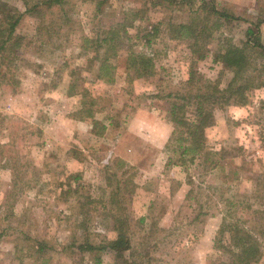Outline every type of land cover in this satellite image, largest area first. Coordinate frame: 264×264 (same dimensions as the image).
I'll list each match as a JSON object with an SVG mask.
<instances>
[{
    "label": "rangeland",
    "instance_id": "1",
    "mask_svg": "<svg viewBox=\"0 0 264 264\" xmlns=\"http://www.w3.org/2000/svg\"><path fill=\"white\" fill-rule=\"evenodd\" d=\"M4 1L23 15L14 80L0 84V264H238L225 219L255 236L261 255L250 264H264V55L250 52L252 86L207 129L218 167L169 164L163 97L205 81L226 88L233 72L216 56L264 47V0H66L35 13ZM180 24L197 37L176 38ZM110 25L114 82L97 78V44L85 41ZM132 50L153 58L155 74L134 77ZM88 100L97 124L79 116ZM117 214L130 249L121 261L105 248L97 261L86 245L115 239Z\"/></svg>",
    "mask_w": 264,
    "mask_h": 264
},
{
    "label": "trees",
    "instance_id": "2",
    "mask_svg": "<svg viewBox=\"0 0 264 264\" xmlns=\"http://www.w3.org/2000/svg\"><path fill=\"white\" fill-rule=\"evenodd\" d=\"M65 1L38 0L31 4L32 0H23L26 10L31 13L38 12V8L42 6L48 9L60 7L65 4ZM12 10H17L18 12L11 15ZM0 14L4 15V17L2 15L0 22V66L3 67L5 62H9L7 69H5L6 71H4L5 73L0 74V84L6 87L9 84L4 82L9 81L11 84L12 81L10 79L14 80L12 76L10 77V66L13 65L15 60V57L12 58L11 54L20 44L19 40H22V37L16 34V30L23 13L16 7L9 5L7 1L0 0ZM114 28V25H110V28L103 35L98 34L94 38L85 37L86 42H95L97 44L96 56L92 58V61L98 62L97 78L107 82H114L116 78L115 66L111 62V58L115 56L119 31ZM177 29L178 32H181L176 38L180 36L197 37L196 30L191 25L180 24L177 25ZM253 32L254 30L252 29L248 30L249 34ZM101 48H105L102 53L100 51ZM251 51L264 55L263 45L259 42L251 44L250 41L246 42L243 47L230 45L225 50L221 49L219 51L216 60L221 61L233 72V77L226 88L222 89L214 82L205 81V84L196 91L170 92L163 95V97L170 99L168 114L169 120L174 125V130L166 144L167 151L171 153L168 158L170 165L180 166L185 170L188 169L190 162H202L205 166H219V160L216 158L219 151L214 150L209 145L207 129L216 125L215 111L217 108L229 105L231 101L243 100L247 90L252 86V78L248 74L253 64L249 55ZM127 59L128 68L134 72V77L143 78L155 74V62L152 57L147 56L146 52L132 50ZM194 79L195 76L191 75L188 81L192 83ZM75 90V88L71 89L69 94L79 93V91L76 90L75 92ZM83 96L84 98L87 97L86 94H83ZM157 96L160 97L161 95ZM94 106L95 103L93 101H83V107L79 111L80 118L92 117L95 119ZM94 122L97 124L98 120L95 119ZM127 225V218H122L118 214L115 215L114 229L116 238L101 246L87 243L86 249L95 253L97 261H100L97 253L105 248L115 251L117 260H125V251L130 249L131 246L127 234ZM226 231L229 233L231 244L234 247L233 255L238 264H250L259 260L261 255L260 247L255 236L248 229L243 227L238 221L227 222L225 219L220 233L225 235ZM81 246L83 247L84 245Z\"/></svg>",
    "mask_w": 264,
    "mask_h": 264
}]
</instances>
